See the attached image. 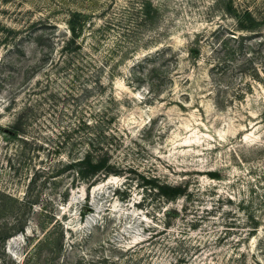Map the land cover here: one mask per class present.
<instances>
[{"label":"rangeland","instance_id":"rangeland-1","mask_svg":"<svg viewBox=\"0 0 264 264\" xmlns=\"http://www.w3.org/2000/svg\"><path fill=\"white\" fill-rule=\"evenodd\" d=\"M0 264H264V0H0Z\"/></svg>","mask_w":264,"mask_h":264},{"label":"trees","instance_id":"trees-1","mask_svg":"<svg viewBox=\"0 0 264 264\" xmlns=\"http://www.w3.org/2000/svg\"><path fill=\"white\" fill-rule=\"evenodd\" d=\"M13 132L17 133L16 131ZM86 161L88 162L89 167L81 169L78 172L79 177L84 179L96 177L101 169L100 162L95 158H92L90 154H88L86 158H84L79 162H86ZM151 185L153 189L161 191L162 197L166 199L168 202L177 201L179 198L187 195L186 194L187 192L184 191V188L182 186H170V185L159 186L157 185V183H151Z\"/></svg>","mask_w":264,"mask_h":264}]
</instances>
